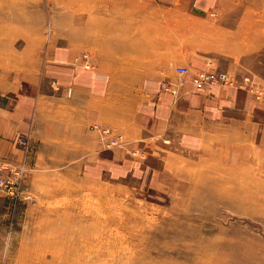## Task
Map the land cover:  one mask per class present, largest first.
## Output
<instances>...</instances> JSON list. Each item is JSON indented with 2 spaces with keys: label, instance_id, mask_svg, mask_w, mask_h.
Segmentation results:
<instances>
[{
  "label": "rangeland",
  "instance_id": "obj_1",
  "mask_svg": "<svg viewBox=\"0 0 264 264\" xmlns=\"http://www.w3.org/2000/svg\"><path fill=\"white\" fill-rule=\"evenodd\" d=\"M6 96L0 264H264V0H0Z\"/></svg>",
  "mask_w": 264,
  "mask_h": 264
},
{
  "label": "built area",
  "instance_id": "obj_2",
  "mask_svg": "<svg viewBox=\"0 0 264 264\" xmlns=\"http://www.w3.org/2000/svg\"><path fill=\"white\" fill-rule=\"evenodd\" d=\"M175 70L178 73V75L181 77H184V75L189 72L188 67L186 65H177L175 67ZM191 77L193 80L194 87L196 88L205 87L210 83H216V82L225 83L229 81L228 80L229 75L227 71L223 69H213V70L198 69L191 74ZM102 132L103 133L106 132L107 134L108 129L103 128ZM100 138H102V142H106L105 140L108 141L109 138H114V137L112 135L110 136L103 135L100 136ZM114 141H116V137L114 138ZM22 169L23 167L20 166V164H17V166H14V164H7V166L6 164H0V192H2L5 196L10 197L12 199H20L21 197L28 198L27 195H23Z\"/></svg>",
  "mask_w": 264,
  "mask_h": 264
},
{
  "label": "crops",
  "instance_id": "obj_3",
  "mask_svg": "<svg viewBox=\"0 0 264 264\" xmlns=\"http://www.w3.org/2000/svg\"><path fill=\"white\" fill-rule=\"evenodd\" d=\"M86 75V74H83V76ZM82 76V77H83ZM80 77L79 80L82 81V78H81V75L78 76ZM89 78H84L83 80H88ZM96 82H99L98 79H96ZM146 82H148V80H146ZM153 81H151L152 83ZM11 100L12 98H10V96H6L4 97L1 101H0V126L2 128H0L1 132L7 136H11L12 132H11V126H3L1 123H5V124H8L5 122L3 116L1 115L2 113H4V110L5 111H9L11 112L12 116H15L17 118L16 122H18L20 125L19 128H21L22 130L26 127H23L24 125V122L26 121L25 120V112H23V114H21V111L19 112H15V111H12L11 109ZM28 128H26L25 130H27ZM25 133V132H24ZM206 133V132H205ZM13 149H17L15 146H13ZM11 154L9 152H7L6 150H4L3 148L0 147V162H6V161H13L11 160V158H13V156H10Z\"/></svg>",
  "mask_w": 264,
  "mask_h": 264
},
{
  "label": "bare ground",
  "instance_id": "obj_4",
  "mask_svg": "<svg viewBox=\"0 0 264 264\" xmlns=\"http://www.w3.org/2000/svg\"><path fill=\"white\" fill-rule=\"evenodd\" d=\"M123 26V25H122Z\"/></svg>",
  "mask_w": 264,
  "mask_h": 264
}]
</instances>
